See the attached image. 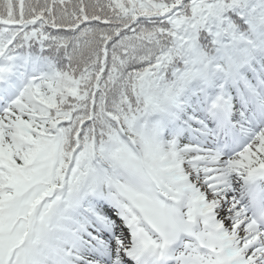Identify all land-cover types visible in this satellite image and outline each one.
<instances>
[{
    "label": "snow or ice",
    "instance_id": "6c2138e0",
    "mask_svg": "<svg viewBox=\"0 0 264 264\" xmlns=\"http://www.w3.org/2000/svg\"><path fill=\"white\" fill-rule=\"evenodd\" d=\"M0 264H264V0H0Z\"/></svg>",
    "mask_w": 264,
    "mask_h": 264
}]
</instances>
